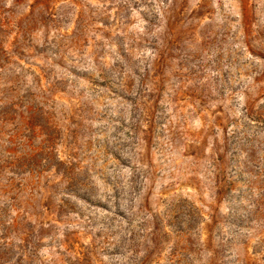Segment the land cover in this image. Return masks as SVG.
<instances>
[{
  "label": "rangeland",
  "instance_id": "obj_1",
  "mask_svg": "<svg viewBox=\"0 0 264 264\" xmlns=\"http://www.w3.org/2000/svg\"><path fill=\"white\" fill-rule=\"evenodd\" d=\"M0 46L4 264H264V2L0 0Z\"/></svg>",
  "mask_w": 264,
  "mask_h": 264
},
{
  "label": "trees",
  "instance_id": "obj_2",
  "mask_svg": "<svg viewBox=\"0 0 264 264\" xmlns=\"http://www.w3.org/2000/svg\"><path fill=\"white\" fill-rule=\"evenodd\" d=\"M260 1L264 2V0H260ZM5 54H7V51L4 50L3 48H1V46H0V59H1V61L5 60V58H6ZM0 226H2L5 229V224H2V222H0ZM13 226L14 225H9V228H12ZM21 228H23V226ZM26 235L27 234H24L25 238H26ZM0 241H1V243H0V264H4V257H3V253H1V251L2 250L9 251L8 248L11 247V244H7V242H5V240H4V237L0 238ZM7 253L8 252H6L5 254H7Z\"/></svg>",
  "mask_w": 264,
  "mask_h": 264
}]
</instances>
